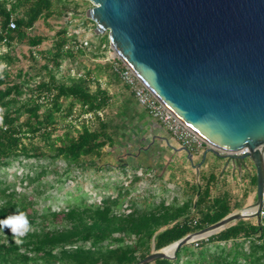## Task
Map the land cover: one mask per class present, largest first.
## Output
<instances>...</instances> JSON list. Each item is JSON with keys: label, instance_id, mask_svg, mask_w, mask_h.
Returning <instances> with one entry per match:
<instances>
[{"label": "trees", "instance_id": "obj_1", "mask_svg": "<svg viewBox=\"0 0 264 264\" xmlns=\"http://www.w3.org/2000/svg\"><path fill=\"white\" fill-rule=\"evenodd\" d=\"M83 7L75 0H0V46L11 49L0 53V61L7 64L0 79V108L5 109L0 169L15 160L43 162L29 180L36 184V197L43 194L38 190L41 177L50 173L58 183L76 173L114 169L125 173L128 165L122 160L111 165L108 150L117 151L128 131L137 129V122L148 115L121 80L115 69L118 61L100 59L111 49L108 33L96 35L97 42L88 44L67 26L52 25L53 19L68 17L79 19L83 26L94 23ZM41 21L52 35L35 32ZM47 41L49 47L39 49ZM21 44L29 47V66L14 71L20 59L12 48ZM66 62L71 67L64 68ZM89 113L93 118L84 119ZM58 161L66 168L54 166ZM248 164L240 194L222 180L223 170L204 162L202 167L207 168L182 179L183 200L149 206L131 197L132 187L143 179L137 171H154L149 164L132 166L131 187L121 186L115 197H103L99 204L83 198L61 210L43 211L37 200L20 195L14 185L0 183V220L19 209L31 226L21 245L9 229L0 230V264H137L243 209L248 195L257 189L256 170L251 161ZM30 168L35 169L33 164ZM185 172L181 166L171 168L170 180ZM125 198L128 205L123 209ZM149 264H264V217L236 221L179 248L173 259L158 258Z\"/></svg>", "mask_w": 264, "mask_h": 264}, {"label": "water", "instance_id": "obj_2", "mask_svg": "<svg viewBox=\"0 0 264 264\" xmlns=\"http://www.w3.org/2000/svg\"><path fill=\"white\" fill-rule=\"evenodd\" d=\"M95 35L222 158L249 159L256 201L137 264L175 257L179 248L239 220L260 219L264 189V0H89ZM243 148L249 152L236 155ZM188 153L189 150L182 148ZM210 232L194 239L195 236ZM174 247L171 255L164 252Z\"/></svg>", "mask_w": 264, "mask_h": 264}, {"label": "rangeland", "instance_id": "obj_3", "mask_svg": "<svg viewBox=\"0 0 264 264\" xmlns=\"http://www.w3.org/2000/svg\"><path fill=\"white\" fill-rule=\"evenodd\" d=\"M75 2L83 5L85 10L93 7V4L89 0H75ZM51 23L56 28L67 26L70 32H76L79 37L88 44L97 42L94 23H88L86 26H83L79 19L72 21L70 17L66 20L53 19ZM35 32L48 36L53 33L49 31V28L45 26L42 21L36 25ZM106 33L108 32H105L104 34ZM49 45L50 43L47 41L39 49H46ZM7 51L10 52L11 49H8L5 46H0V53H6ZM12 51L20 59V62L14 66V71L17 69L27 70L29 66L27 59V56L29 55V47L25 44L15 45L14 48H12ZM113 55V50L108 49L103 55V58L100 59H108ZM90 57L91 56L89 55L87 63L91 61L89 59ZM68 67H71L70 62L64 64V68ZM34 74L35 76L38 75L36 72ZM73 120L79 127V121H77V119ZM128 133V138L117 151L108 150L111 153L108 157V162L111 165H116L118 160H122L128 165L125 173L118 169L101 170L98 173H76L71 178L63 177V179H66L63 183H58L54 175L50 173L47 176L41 177L42 185L38 187V190L43 192V194L36 197V192L34 191L36 184H30L29 180L35 176L36 169H40L38 165L43 162L38 164L34 161L20 162L19 160H15L6 168L0 169V183L14 185V188L20 195L26 194L32 199L37 200V207L41 208L43 211L49 207L53 210H61L65 208L69 202H76L83 198H86L89 203L99 204L103 197H115L121 186L126 188L131 187L130 180L134 173L131 171V167L134 165L137 166L139 162L132 159V157L130 158L129 154L136 155L139 147H149L151 143L152 134L143 135L140 132L137 133L135 129H131ZM207 148V145L205 147H197L194 152L197 151L196 153H198L200 151H205ZM212 160L214 161V166L219 169L218 171H224V178L222 180L225 181L227 185L231 186V190L236 194L242 193L246 180L245 175L250 169L248 163H250L251 160L244 159L243 161L245 164H241L238 159L234 158H224V160H221L217 156L203 158V162L206 163V166L212 163ZM31 164L34 165V170L30 168ZM54 166H57L60 170L66 168L65 163L62 161H58ZM201 168L203 167L199 164V160L192 161L191 167L185 168L186 172L183 176H179L177 179L178 181L170 180V170H167L166 167L161 165V163L157 166L156 171L148 174H143L142 170H138L137 174L141 175L143 179L132 187L133 192L131 197L133 201L136 202L146 201L147 206L151 205L153 202L159 203L162 200L167 203H170L173 199L183 200L185 194L182 179H190L195 173H198ZM223 181L219 182L220 185ZM255 196L256 193H250V195H248L247 204L243 209H246L248 206L255 203ZM127 205L128 202L125 198L123 209H126Z\"/></svg>", "mask_w": 264, "mask_h": 264}, {"label": "built area", "instance_id": "obj_4", "mask_svg": "<svg viewBox=\"0 0 264 264\" xmlns=\"http://www.w3.org/2000/svg\"><path fill=\"white\" fill-rule=\"evenodd\" d=\"M11 28H15V23L11 21ZM112 49V48H111ZM113 50V49H112ZM114 55L108 58L109 61H118L115 69L121 80L130 88L138 105L143 108L150 117L161 123L182 148L195 151L197 147H205L206 142L187 126L167 105H165L139 77V75L113 50ZM102 116V113H99ZM93 114L89 113L84 119L91 120ZM247 152H239L240 156ZM260 217H264V189L263 206Z\"/></svg>", "mask_w": 264, "mask_h": 264}, {"label": "crops", "instance_id": "obj_5", "mask_svg": "<svg viewBox=\"0 0 264 264\" xmlns=\"http://www.w3.org/2000/svg\"><path fill=\"white\" fill-rule=\"evenodd\" d=\"M137 123L138 128L135 129V131H137V133L140 132L143 135L152 134V138L149 147H139L136 155L129 154L130 158L132 157V159L137 160L141 164L145 163L151 165L154 167V171H156L159 163L166 167L167 170H170V173L171 168L173 167H191V162L197 160H199V164L202 167L206 149L205 151H200L198 153H196L197 151L194 154L191 153L192 157L190 159L188 153L182 150L180 144L172 137V135L164 128V126L150 117L149 114L145 117V119H143V121ZM208 156L215 157L216 155L212 152H208L206 157ZM218 158L224 160L222 157ZM213 163L214 161L210 164Z\"/></svg>", "mask_w": 264, "mask_h": 264}, {"label": "clouds", "instance_id": "obj_6", "mask_svg": "<svg viewBox=\"0 0 264 264\" xmlns=\"http://www.w3.org/2000/svg\"><path fill=\"white\" fill-rule=\"evenodd\" d=\"M7 68V64L3 61H0V79L3 78L4 70ZM5 109L0 108V124L3 123V115ZM9 229L12 233L14 242L17 245H21L23 243V237L27 235V233L31 230L30 222L27 218L26 213L20 211L19 209L6 218L0 220V230Z\"/></svg>", "mask_w": 264, "mask_h": 264}, {"label": "bare ground", "instance_id": "obj_7", "mask_svg": "<svg viewBox=\"0 0 264 264\" xmlns=\"http://www.w3.org/2000/svg\"><path fill=\"white\" fill-rule=\"evenodd\" d=\"M240 152H249V149L248 148H243ZM239 153V152H238ZM252 212H254V208H246L242 211L243 214L247 215V214H251ZM210 232H207V233H203V234H200V235H197L194 237V239H198V238H201V237H204L206 235H208ZM174 250V247H169V248H166L164 250V252L168 255H171L172 252Z\"/></svg>", "mask_w": 264, "mask_h": 264}]
</instances>
